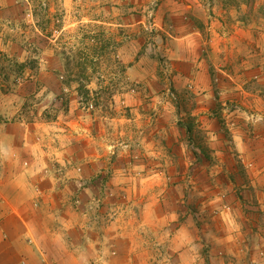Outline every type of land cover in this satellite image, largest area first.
<instances>
[{
    "label": "rangeland",
    "instance_id": "obj_1",
    "mask_svg": "<svg viewBox=\"0 0 264 264\" xmlns=\"http://www.w3.org/2000/svg\"><path fill=\"white\" fill-rule=\"evenodd\" d=\"M35 1L52 18V28L54 19L60 20L61 31H53L50 38L35 27L27 0H0V65L6 64L5 59L17 63L34 60L37 67L14 84L7 85L0 77V120L42 125L36 128L39 134L34 141L51 147L50 160L37 161L30 168L53 179L48 204L59 202L61 212L67 207L65 217L70 223L83 224L86 237L99 242L95 247L129 255L127 264H242L250 252L242 234L244 224L248 226L246 220L258 224H249L257 242L264 239V182H259L257 210H240L234 205L236 201L229 194L241 198L244 180L240 175L252 165L243 169L236 158L231 168L237 169L239 179L227 174L230 170L223 163L224 150L230 145L224 146L228 140L224 114L250 108L264 116V100H219L216 90L199 102L190 85L180 93L173 90L170 63L153 47L161 32L144 29L148 22L155 25V14L165 0ZM154 5L153 16L148 18ZM214 19L213 25L208 21V27L236 36L234 25ZM165 22L166 30L171 31ZM101 29L105 39L123 42L125 49L117 54L125 65L143 59L140 70H126V92L114 98L111 119L79 106L75 87L61 84L62 65L54 53L64 47L75 50L83 46L80 43L89 45L84 37ZM150 34V44L144 50L141 45H146L145 37ZM262 43L260 63L264 66ZM127 54L130 63L123 61ZM212 61L225 63L218 52ZM237 62L233 60L232 76L238 75ZM207 63L210 65L209 60ZM213 71L210 77L223 81L224 76ZM138 74L143 79L136 82L133 78ZM261 77L264 80V69ZM103 78L106 83L108 79ZM236 81L233 94L244 92L242 82ZM200 105L209 107L210 116H191ZM45 110L53 120L42 119ZM211 117L216 119L213 124ZM188 124L192 125L191 136L181 128ZM68 183V193L58 196L57 191L66 192L64 185ZM157 222L159 227L164 225V242L159 245ZM112 237L115 242L105 244ZM157 253L161 257L157 258ZM180 253L182 258L173 261ZM187 253L196 255L195 260Z\"/></svg>",
    "mask_w": 264,
    "mask_h": 264
},
{
    "label": "crops",
    "instance_id": "obj_2",
    "mask_svg": "<svg viewBox=\"0 0 264 264\" xmlns=\"http://www.w3.org/2000/svg\"><path fill=\"white\" fill-rule=\"evenodd\" d=\"M214 13L212 14L214 17L211 18L200 5L199 0H165L155 14L154 26L157 28L155 30L161 32L154 39L155 52L160 54L162 51L163 57L170 63V83L177 93L190 85L195 100L199 99V102L202 97L209 99L216 90L220 96L219 100L230 102L241 98L255 100L256 97L244 92L233 94V90L237 87L234 81L243 80L241 71L244 69H247L244 73L246 76L259 77L261 80L264 69L262 63L259 61V68L249 70L250 66L242 59L240 64L236 65L237 76H232L230 69L238 55H243L253 46L260 47L261 41L238 28H236V36H229L219 29L215 30L217 28L215 26L208 27V21L211 25V20L214 18L216 23H223L220 14ZM165 21L168 29L171 30L169 32L166 30ZM196 22L206 28L200 31L195 25ZM144 29L147 30V27L144 26ZM122 49L124 50L125 46H122ZM216 52L223 57L224 64L219 65L212 61ZM123 59L124 62H132L128 54L123 56ZM208 60L210 65L207 63ZM142 61L143 59H138L131 63L129 68L140 70ZM213 69L224 76L223 81L210 77V73L214 72ZM138 79L140 81L143 77L138 74L133 78L136 82ZM212 82L218 83V86ZM208 108L200 105L191 116H210L207 114ZM259 112L249 108L227 111L224 114L226 123H224V131L228 132V140L224 141V146L230 145L224 148L223 163L227 164L230 170L227 174H233L234 179H239L237 169L231 168L236 163V158L243 169L244 165H252L250 169L247 167L244 169L246 182L240 193L241 198L238 199L232 192L229 194V197L236 201L234 205L240 210L242 207L257 210L255 199L261 194L259 182H264V116ZM209 122L213 124L216 119L211 117ZM41 126L21 122L8 124L0 122V264H127L129 255L121 256L107 248L99 250L95 247L99 242L94 237L91 239L86 237L83 224L70 223V219L65 217L68 215L67 207L61 212L63 205L59 202L48 204L49 197L53 193L50 188L52 182L50 180L53 179L43 174L37 175L30 168L37 161L43 160L45 163L50 160L48 158L51 147L34 141L35 135L39 134V129L36 128ZM228 151L230 153H227ZM68 185L69 183L64 185L66 192L57 191V195L67 194ZM80 193L84 195V190ZM246 221L248 226L244 224L246 230L242 234L245 236V246L250 248V252L242 264H264V253H262L264 239L260 238L258 243L253 236L255 231L249 226L250 224L258 227V224ZM158 224L157 222V235L159 236L160 233V238H157L156 242L159 245L164 242L161 237V229L164 225L159 227ZM114 242L112 237L108 238L105 244L109 246ZM252 248L255 251H252ZM187 254L189 258H196L193 253ZM156 256L161 257V254L157 253ZM177 258L180 260L182 253L177 254L173 261ZM191 264L196 263L192 261Z\"/></svg>",
    "mask_w": 264,
    "mask_h": 264
},
{
    "label": "trees",
    "instance_id": "obj_3",
    "mask_svg": "<svg viewBox=\"0 0 264 264\" xmlns=\"http://www.w3.org/2000/svg\"><path fill=\"white\" fill-rule=\"evenodd\" d=\"M27 2L30 5L35 27L41 35L50 38L53 31L57 33L61 31L62 25L59 19H54L52 28V18H48V12L40 7L35 0H27ZM200 5L208 14L214 10L220 14L223 20L242 31L248 32L254 39H259L261 43L264 42V0H200ZM99 23L101 24V22ZM195 25L200 31L203 30L201 23L196 22ZM97 26V28H101L102 25ZM88 35L84 39L89 45L80 43L83 46L75 50L64 47L54 52L62 65L61 84L65 87H75L74 91L78 97L79 106L84 110L91 108L92 114L111 119L114 116V98L126 92L125 89L128 85L126 70L131 65H125L117 54L123 46L122 41L114 42L112 39H105L102 29L94 33L92 37ZM151 37V34L146 35L144 50L145 46L150 44ZM247 50L243 55H238L237 61L241 62L242 59L246 61L250 66L249 70L259 68V61L262 56L261 45L260 47L253 46ZM5 62L6 64L0 65V77L7 85L9 83L14 84L18 78L24 76L26 71H33L37 68L34 60L17 63L5 59ZM246 72L247 69L241 71L244 93L264 100V80L262 78L260 80L259 77L250 78L251 76L244 74ZM104 75L108 79L106 83L102 80ZM95 79L97 80L96 83H94ZM215 98L217 99V95ZM64 105L66 108V102ZM48 113L46 110L43 111L41 114L43 120L54 119ZM0 122L2 121L0 120ZM219 124L222 125L221 122ZM181 128L184 129L186 135L191 136V124ZM239 169L241 170L240 165ZM240 176L244 180V184L246 181L243 171Z\"/></svg>",
    "mask_w": 264,
    "mask_h": 264
},
{
    "label": "built area",
    "instance_id": "obj_4",
    "mask_svg": "<svg viewBox=\"0 0 264 264\" xmlns=\"http://www.w3.org/2000/svg\"><path fill=\"white\" fill-rule=\"evenodd\" d=\"M155 7H156V5H154L153 8L149 11L148 18H151L153 16ZM147 30L150 33H156L155 26L153 24H151L150 22L147 23Z\"/></svg>",
    "mask_w": 264,
    "mask_h": 264
}]
</instances>
